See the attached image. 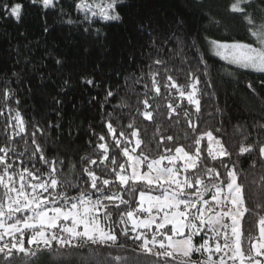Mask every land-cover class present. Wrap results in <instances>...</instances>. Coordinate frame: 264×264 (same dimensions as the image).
Wrapping results in <instances>:
<instances>
[{"label":"snow or ice","instance_id":"obj_1","mask_svg":"<svg viewBox=\"0 0 264 264\" xmlns=\"http://www.w3.org/2000/svg\"><path fill=\"white\" fill-rule=\"evenodd\" d=\"M29 3L57 10L69 35L88 38L76 57L92 70L74 78L67 56L49 51L35 61L17 49L20 67L0 74V264H39L45 256L53 264H264V97L243 82L260 109L249 113L250 127L246 118L233 125L240 140L229 144L216 82L239 85L251 72L264 86V0H228L222 12L184 0L161 21L133 14L131 0H72V13L61 0ZM23 9L0 2V15L17 23ZM192 17L207 26H193ZM113 27L121 28L117 36ZM165 50L185 83L170 74ZM125 65L136 71L121 82ZM53 75L63 78L49 97ZM77 82L89 108L99 106L98 120L65 121L61 94ZM162 95L167 115L157 121ZM205 97L208 117H220L214 129L204 127ZM26 99L44 104L46 114L26 118ZM72 107L79 116L83 105ZM181 120L182 134H169ZM145 121L155 126L149 143ZM81 143L90 151L81 154ZM246 217L256 218L248 228Z\"/></svg>","mask_w":264,"mask_h":264},{"label":"trees","instance_id":"obj_2","mask_svg":"<svg viewBox=\"0 0 264 264\" xmlns=\"http://www.w3.org/2000/svg\"><path fill=\"white\" fill-rule=\"evenodd\" d=\"M0 2H4V0H0ZM13 2L23 3L24 9L19 23H17L13 18L8 17L7 14L0 15V74L3 72L10 73L11 70L20 67V65L16 64L17 49H19L21 54L30 52L33 60L35 61L41 60L44 54L49 51L67 56L69 61L75 62L76 65L71 69L74 74V78H76L79 73H87L92 70L90 61H84L81 63L76 57V54L82 51V48L86 46L85 41L88 38L75 32L69 35L68 27L61 23V17L57 10L49 9L47 13H44L39 6L30 4L29 0H13ZM71 2L72 0H61L60 6H62L66 12L72 13L73 9L70 6ZM203 2L205 3L206 8H211L213 12H222L223 5H226L228 0H203ZM131 3L133 4V7L130 11L133 14L139 13L146 19H152L153 21H161L166 15L176 11V5L184 7V0H131ZM187 10L191 11L192 8L189 7ZM191 19L193 26L198 27L201 26V24L205 27L207 26V21L201 22L198 17H192ZM45 20L47 21V26L49 27L48 33L44 32ZM120 32V27H113L110 30V34L112 36H117ZM234 35L239 39L243 37L244 33L239 27H235ZM160 43L162 44L163 42ZM161 58L167 60L169 67L174 69L170 74L174 78H177V82L181 84L185 83V73L175 70L181 67L179 61L168 59L166 50L162 51ZM212 59L218 61L217 58L213 57ZM218 63L222 64L223 62L218 61ZM135 71V67L125 65L124 69H122L123 75L121 76V82H123V80L127 77L128 73ZM213 76H216L215 72H213ZM62 78L63 77L60 75L52 76V79L57 83L45 89V93L49 97L56 95V92L59 89V81ZM261 78V74L259 73L246 72L239 78L241 81L239 85L236 83L226 84L217 78L216 82L219 96V106L225 109L229 116H231L230 123L228 122L229 116L224 117L229 144L235 143L238 146L240 140V137L235 135L233 125L236 124L238 120L241 123L245 122L246 118L250 127L253 117L249 115V113H256L260 109L258 101L244 89L243 82L251 80L254 83L259 96L264 97V86L259 84V80ZM164 82L165 81L163 79L160 81L162 93H164ZM129 84L131 85V89H134L136 92L143 91L142 86L134 85L131 81H129ZM124 94L125 92L122 91L121 95ZM89 98L90 97L86 95L85 89L81 88L78 82L68 91L66 95L61 94V99L64 101L62 111L65 114V121L76 119L77 122H79L85 117L91 119L93 115H95L98 120L99 106L97 105L89 108L87 103ZM135 99V95H132L131 101L133 103L135 102ZM206 101V97L201 101L202 112L204 114V120L206 121L204 127L214 129L217 126V121L220 117L217 116L215 119L208 117L207 112L211 105L210 102ZM115 103H117V101L114 99L112 104ZM165 103L166 101L163 95L154 101V106L159 104L160 112L164 114L163 116L157 115V121L164 120L167 115ZM73 104H76L78 108H80L81 104L83 105L79 116H74V109L72 107ZM184 106L189 107V110H191L186 101L184 102ZM22 107L25 109L24 114L26 118L35 116L36 119L39 120L41 116L47 112V107L44 104L37 105L35 101L31 99L23 101ZM36 107H38L40 111H36ZM51 118L54 119V115ZM86 122L87 121H85V123ZM124 123H127L126 117L124 119ZM140 126L146 143L151 142V135L155 126L151 122L147 121L141 123ZM145 127L148 129L147 133L143 132ZM185 127L186 125L183 123V120H181L179 125H173L169 134H182ZM2 128L3 123L0 121V130H2ZM3 143H5V139L3 135H0V144ZM80 147L81 154H83L85 150H89L86 144L81 143ZM244 167L245 169L248 168L247 162H244ZM255 175H257V177L259 175V166L257 167ZM248 196L250 197L249 206L254 207V201L258 202L256 199V189L254 187L249 188ZM255 220V217H246L244 227H250L255 223ZM17 264H23V261H17ZM39 264H53V261L49 257L45 256L40 258Z\"/></svg>","mask_w":264,"mask_h":264},{"label":"rangeland","instance_id":"obj_3","mask_svg":"<svg viewBox=\"0 0 264 264\" xmlns=\"http://www.w3.org/2000/svg\"><path fill=\"white\" fill-rule=\"evenodd\" d=\"M215 58V57H214ZM218 59V58H217ZM223 62V61H222Z\"/></svg>","mask_w":264,"mask_h":264}]
</instances>
